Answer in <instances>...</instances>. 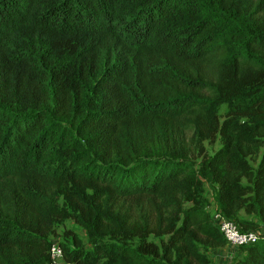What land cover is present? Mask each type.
<instances>
[{"label": "trees", "instance_id": "16d2710c", "mask_svg": "<svg viewBox=\"0 0 264 264\" xmlns=\"http://www.w3.org/2000/svg\"><path fill=\"white\" fill-rule=\"evenodd\" d=\"M204 184L264 230V0H0V264H211Z\"/></svg>", "mask_w": 264, "mask_h": 264}, {"label": "rangeland", "instance_id": "374dc122", "mask_svg": "<svg viewBox=\"0 0 264 264\" xmlns=\"http://www.w3.org/2000/svg\"><path fill=\"white\" fill-rule=\"evenodd\" d=\"M227 108H228V104L221 105L218 109V113L219 114L224 113L225 110H227ZM182 141L183 142L180 143L179 145L184 146V147L188 146V150L190 151L191 160L198 162V159H197V152L198 151L193 149L194 138L192 137V135L191 134L186 135L185 138L182 139ZM202 145H203V148L205 150V153L208 156H211L219 148L220 143H219V140H217L213 144H210V143L205 141V142H202ZM214 189H215L214 185H212V186H209L206 184L203 185V196L205 198V205L207 206V210L209 211L210 215H211L212 211L215 208H217L216 204L214 203V199H213V194H214L213 190ZM241 213L243 214V217H247V218L249 217L250 219H255V216L253 214L248 215V214H245L243 211H241ZM66 230L72 231L76 235L78 240H80L81 244L84 247L89 248V244L87 242L86 231L83 228L76 225L72 220H65V221L57 224L55 235L50 236L49 237L50 240H54L58 243L64 242L70 246L71 245L70 239H68L64 236V231H66ZM258 232L262 233V232H264V230L261 229V230H258ZM211 264H215V263L212 262Z\"/></svg>", "mask_w": 264, "mask_h": 264}, {"label": "built area", "instance_id": "2783aa9c", "mask_svg": "<svg viewBox=\"0 0 264 264\" xmlns=\"http://www.w3.org/2000/svg\"><path fill=\"white\" fill-rule=\"evenodd\" d=\"M211 218L226 244H231L238 249L256 243L264 235V232L260 233L258 230L241 231L236 222L224 217L217 208L212 211ZM49 264H73L64 257L60 244L54 240H50Z\"/></svg>", "mask_w": 264, "mask_h": 264}, {"label": "crops", "instance_id": "0c3cea01", "mask_svg": "<svg viewBox=\"0 0 264 264\" xmlns=\"http://www.w3.org/2000/svg\"><path fill=\"white\" fill-rule=\"evenodd\" d=\"M239 216L243 217V214L240 212ZM247 219L257 222L256 219H250L249 217ZM207 255L211 260V263L214 262L215 264H229L234 258L241 255V251L231 244H225L223 247L210 248L207 251Z\"/></svg>", "mask_w": 264, "mask_h": 264}]
</instances>
